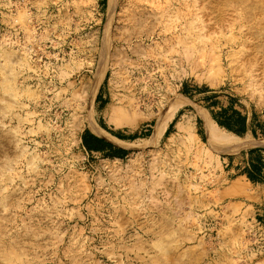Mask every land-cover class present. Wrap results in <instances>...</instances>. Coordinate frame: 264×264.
Masks as SVG:
<instances>
[{
  "label": "rangeland",
  "instance_id": "rangeland-1",
  "mask_svg": "<svg viewBox=\"0 0 264 264\" xmlns=\"http://www.w3.org/2000/svg\"><path fill=\"white\" fill-rule=\"evenodd\" d=\"M218 2L0 0V264H264V0Z\"/></svg>",
  "mask_w": 264,
  "mask_h": 264
},
{
  "label": "bare ground",
  "instance_id": "bare-ground-1",
  "mask_svg": "<svg viewBox=\"0 0 264 264\" xmlns=\"http://www.w3.org/2000/svg\"><path fill=\"white\" fill-rule=\"evenodd\" d=\"M214 1V0H213ZM216 1H218V0H216ZM236 1V0H235ZM238 1V0H237ZM249 1V0H248ZM258 1V0H257ZM219 2H220V0H219ZM219 2H218V4H219ZM212 3H214V2H212ZM227 3V2H226ZM228 3H229V0H228ZM231 3V2H230ZM262 3V2H261ZM216 4V3H215ZM217 4V5H218ZM222 4V3H221ZM263 5V4H262ZM224 6V5H223ZM228 6V5H227ZM254 9H255V7L254 6H252ZM249 8V7H248ZM252 8V9H253ZM223 9V8H222ZM254 9H253V11H254ZM259 10V9H258ZM247 12V16H246V18H250V17H252L255 13L254 12ZM257 13V12H256ZM262 13V12H261ZM263 16V15H262ZM174 16H172V18H173ZM176 17V16H175ZM256 17V16H255ZM250 20V19H249ZM251 20H253V19H251ZM250 20V21H251ZM254 20H255V18H254ZM252 22V21H251ZM258 22V21H257ZM264 22V21H263ZM261 23V22H260ZM255 25V24H254ZM260 25V24H259ZM264 25V24H263ZM256 29V28H255ZM257 30H259V29H257ZM264 32V31H263ZM264 33H262L261 34V36L263 35ZM246 35V34H245ZM255 35V34H254ZM258 36V35H257ZM256 36V37H257ZM260 36V35H259ZM233 37V36H232ZM254 37V36H253ZM263 37L264 36H262V39H263ZM258 38V37H257ZM260 38V37H259ZM235 41V40H234ZM231 42V41H230ZM110 43V42H109ZM232 43V42H231ZM247 43V42H246ZM264 43V42H263ZM263 43H262V45H263ZM234 44V43H233ZM249 44V43H248ZM254 44V43H253ZM261 44V43H260ZM110 46V45H109ZM113 47H115L114 45H112ZM143 45H142V42H139V43H137V45H136V47H135V49L133 48V50H132V52H134V53H138V54H141V53H145V55L147 54V52H146V48L144 49L143 47H142ZM249 46V45H248ZM252 46V45H251ZM111 47V46H110ZM242 47V46H241ZM245 48V47H244ZM253 48V47H252ZM109 49V48H108ZM201 50V49H200ZM247 50V49H246ZM109 51V50H108ZM190 51V50H189ZM251 51V50H250ZM250 51H249V53H250ZM254 51V50H253ZM256 51V50H255ZM125 52V51H124ZM232 52H234V51H232ZM231 52V53H232ZM240 52V51H239ZM194 53V52H193ZM196 53V52H195ZM201 53H202V51H201ZM204 53V52H203ZM230 53V52H229ZM235 53V52H234ZM237 53V52H236ZM244 53V52H243ZM240 54V53H239ZM189 55V54H188ZM190 55H192V53L190 54ZM230 55V54H229ZM245 55V54H244ZM228 56V55H227ZM246 56V55H245ZM230 57V56H229ZM228 57V58H229ZM255 57V56H254ZM254 57H253V59H254ZM262 57V56H261ZM188 58H190V57H188ZM201 58V59H200ZM199 59H200V63H201V65H204V58L203 57H200ZM221 57H218L217 59H218V63H219V60H221L220 59ZM236 58V57H235ZM247 58V57H246ZM245 58V59H246ZM252 58V57H251ZM260 58V57H259ZM258 58V59H259ZM216 59V60H217ZM238 59V58H237ZM244 59V58H243ZM242 59V60H243ZM197 60V59H196ZM195 59H193V61H192V64H193V68H196L197 67V65H198V61H196ZM215 60V61H216ZM248 60H250V58L248 59ZM214 61V60H213ZM234 62V61H233ZM248 62V61H247ZM254 62V61H253ZM251 63V62H250ZM249 63V64H250ZM242 64V63H241ZM249 64H247V65H249ZM219 65V64H218ZM204 67V66H203ZM235 67V66H234ZM247 67H250V66H247ZM260 68V67H259ZM264 68V67H263ZM218 69V68H217ZM250 69V68H249ZM261 69V68H260ZM216 70V69H215ZM264 70V69H263ZM260 71V70H259ZM247 72V71H246ZM263 72V71H262ZM261 72V73H262ZM219 73V72H218ZM248 73V72H247ZM259 74H260V72H258ZM217 75V74H216ZM254 76H255V74H254ZM264 76V75H263ZM214 77V76H213ZM211 78V79H208V80H206V82L208 83V84H210V85H216V83H217V76H215L214 78ZM260 78L262 77V76H259ZM258 78V77H257ZM245 80V79H244ZM255 80H256V78H255ZM261 80V79H260ZM220 81V80H219ZM262 82V81H261ZM3 84V83H2ZM5 85H7V84H5ZM127 85V84H126ZM125 85V86H126ZM2 86V85H1ZM13 86V85H12ZM11 88V87H10ZM126 88V87H125ZM10 90V89H9ZM124 90V89H123ZM126 93V92H125ZM124 94V93H123ZM127 95H128V93H127ZM121 96V95H120ZM127 97H129V96H127ZM119 100H120V98H119ZM123 101V100H122ZM121 106V105H120ZM121 108V107H120ZM120 108H116L115 109V111H114V123L116 124V125H128V126H132V124H133V121H132V119H130V118H128L129 116H125V114H124V112H123V109H120ZM123 108V107H122ZM206 119H208V118H206ZM186 124V123H185ZM166 126H167V119H165V118H162V119H160V122H159V129H160V132H162L163 133V131L165 130V128H166ZM188 127H190V126H188ZM179 128V127H178ZM210 128H211V134H212V141H213V143L216 145V146H218L219 148H222L223 150H231V149H234V148H236L237 147V141L236 140H233V139H231L230 137H228L229 135H227V133H225V131H222L223 129L222 128H219V126L213 121V120H211V122H210ZM90 129L94 132V133H96V134H100V127L99 128H97L96 127V125H94L93 123H91L90 124ZM181 129V128H180ZM191 129V128H190ZM190 129H188V130H190ZM182 130V129H181ZM104 131V130H103ZM184 131V130H183ZM102 132V131H101ZM189 132V131H188ZM191 134V133H190ZM104 135V134H103ZM235 138V137H234ZM163 179H164V177H163V175L161 176V178L159 177V182H162L163 181ZM167 188V187H166ZM246 187H245V184L243 183V182H241L240 180H237V181H235V182H233L232 184H231V186H230V191L231 192H233V193H235V192H243L244 191V189H245ZM140 190V189H139ZM167 190V189H166ZM246 190V189H245ZM180 199V198H179ZM170 200V199H169ZM172 200V199H171ZM157 201V200H156ZM164 201V200H163ZM178 201V200H177ZM153 202V201H152ZM169 203V202H168ZM167 203V204H168ZM152 205V204H151ZM150 205V206H151ZM162 205V204H161ZM160 206V205H159ZM171 206V205H170ZM179 206V205H178ZM136 207V206H135ZM157 208H158V205H157ZM153 209H154V207H153ZM160 209V208H159ZM159 209H158V211H159ZM162 209V208H161ZM160 209V210H161ZM172 209V208H171ZM164 210V209H163ZM138 211V210H137ZM139 212V211H138ZM178 213V212H177ZM141 214V213H140ZM140 214H139V216H140ZM166 217V216H165ZM174 217V216H173ZM164 220V219H163ZM163 220H162V222H163ZM155 221V220H154ZM172 221V220H171ZM171 221H170V224H172L171 223ZM157 222V221H156ZM167 222H168V224H169V221L167 220ZM154 223V222H153ZM159 223V222H158ZM166 223V222H165ZM162 224V223H161ZM164 224V223H163ZM167 224V223H166ZM156 225H158V224H156ZM159 226V225H158ZM164 226V225H163ZM161 227V226H160ZM170 227V226H169ZM158 229H159V227H158ZM162 229V228H161ZM160 229V230H161ZM172 229H174V228H172ZM167 230H169V229H167ZM165 237V236H164ZM162 238V237H161ZM165 244V243H164ZM166 245V244H165ZM163 246V245H162ZM160 248V247H159ZM168 252V251H167ZM155 257V256H154ZM162 257V256H161ZM160 257V258H161ZM164 258H166L165 257V255L163 256ZM162 257V258H163ZM156 258V257H155ZM168 259H169V256L167 257ZM180 258V257H179ZM173 260V259H172ZM179 260H181V259H179ZM8 261V260H7ZM157 261V260H156ZM163 261H164V259H163ZM158 262V261H157ZM184 262V261H183ZM154 263V262H153ZM156 263V262H155ZM167 263V262H166ZM166 263H164V264H166ZM181 263V262H180ZM175 264V263H174ZM183 264V263H182Z\"/></svg>",
  "mask_w": 264,
  "mask_h": 264
},
{
  "label": "trees",
  "instance_id": "trees-1",
  "mask_svg": "<svg viewBox=\"0 0 264 264\" xmlns=\"http://www.w3.org/2000/svg\"><path fill=\"white\" fill-rule=\"evenodd\" d=\"M239 119L240 121L242 122L244 121L245 123V117L240 116ZM220 124L234 131V129L232 128L231 122L229 120H224L223 122H220ZM245 131H246L245 126H242L240 130L235 131V132L237 134H242ZM103 145H105V142L102 139L94 136L93 134L89 132H85V134L82 137V146L85 148V150L89 152H96V151L101 152L103 151ZM258 171H259L258 166L256 164H251V167L247 170L248 178L252 181H257L259 179H262V177L259 174H257Z\"/></svg>",
  "mask_w": 264,
  "mask_h": 264
}]
</instances>
